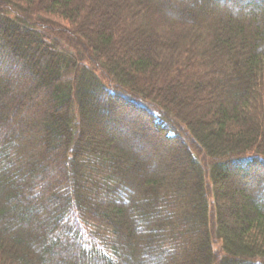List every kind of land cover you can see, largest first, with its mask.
I'll list each match as a JSON object with an SVG mask.
<instances>
[{
  "label": "trees",
  "instance_id": "trees-1",
  "mask_svg": "<svg viewBox=\"0 0 264 264\" xmlns=\"http://www.w3.org/2000/svg\"><path fill=\"white\" fill-rule=\"evenodd\" d=\"M0 264H264V0H0Z\"/></svg>",
  "mask_w": 264,
  "mask_h": 264
},
{
  "label": "rangeland",
  "instance_id": "rangeland-1",
  "mask_svg": "<svg viewBox=\"0 0 264 264\" xmlns=\"http://www.w3.org/2000/svg\"><path fill=\"white\" fill-rule=\"evenodd\" d=\"M214 249L218 251V244H216L215 242H214Z\"/></svg>",
  "mask_w": 264,
  "mask_h": 264
}]
</instances>
